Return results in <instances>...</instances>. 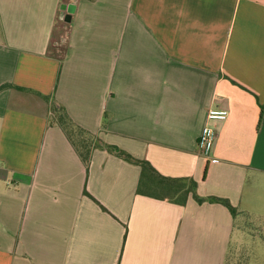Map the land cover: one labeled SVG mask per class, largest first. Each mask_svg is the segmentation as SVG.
<instances>
[{"label":"crops","instance_id":"0c3cea01","mask_svg":"<svg viewBox=\"0 0 264 264\" xmlns=\"http://www.w3.org/2000/svg\"><path fill=\"white\" fill-rule=\"evenodd\" d=\"M0 86V264L226 263L237 216L137 194L97 146L85 163L52 103L264 231V0H0Z\"/></svg>","mask_w":264,"mask_h":264},{"label":"trees","instance_id":"16d2710c","mask_svg":"<svg viewBox=\"0 0 264 264\" xmlns=\"http://www.w3.org/2000/svg\"><path fill=\"white\" fill-rule=\"evenodd\" d=\"M1 88V86H0ZM52 120L61 127L71 144L74 146L85 163L89 162L90 153L94 146L111 152L122 159L139 166L140 173L135 192L148 197L169 200L179 205H184L189 196L198 203L204 201L220 203L227 208L232 217L238 215L249 216L245 211L232 205L227 198L218 196L203 197L197 193V182L192 177H171L159 173L147 160L139 159L125 151L124 149L107 144L89 131L77 125L67 114L65 109L52 103ZM264 108L261 106V112ZM204 168V174L205 176ZM102 207V206H101ZM102 209L106 210L104 207Z\"/></svg>","mask_w":264,"mask_h":264},{"label":"rangeland","instance_id":"374dc122","mask_svg":"<svg viewBox=\"0 0 264 264\" xmlns=\"http://www.w3.org/2000/svg\"><path fill=\"white\" fill-rule=\"evenodd\" d=\"M247 249L253 251L254 262H264V231L259 214L237 216L225 264H247L249 257L242 255Z\"/></svg>","mask_w":264,"mask_h":264},{"label":"built area","instance_id":"2783aa9c","mask_svg":"<svg viewBox=\"0 0 264 264\" xmlns=\"http://www.w3.org/2000/svg\"><path fill=\"white\" fill-rule=\"evenodd\" d=\"M227 116V110L219 107H210L207 110L206 121L200 131L197 147L199 152L208 156L214 144L216 131L211 125L213 120H224Z\"/></svg>","mask_w":264,"mask_h":264}]
</instances>
